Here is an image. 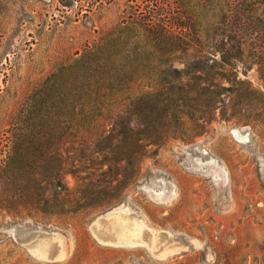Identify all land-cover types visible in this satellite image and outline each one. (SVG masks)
<instances>
[{"label": "rangeland", "instance_id": "374dc122", "mask_svg": "<svg viewBox=\"0 0 264 264\" xmlns=\"http://www.w3.org/2000/svg\"><path fill=\"white\" fill-rule=\"evenodd\" d=\"M190 2L178 9L177 0H165L163 15L151 24L159 18L163 28L179 33L185 29L174 26L173 18L187 22L192 16L203 32L200 40L207 41L211 7L200 10ZM127 4L0 0V264H264V0L251 5L252 17L241 21L254 30L245 36L238 68L250 93L239 98L225 92L227 120L217 116L188 141L170 139L151 148L118 199L49 214L45 173L43 201L37 205L31 198V142L19 146L26 149L20 155L28 167L6 172L10 158L19 157L11 151L18 147L10 138L12 116L38 83L96 42L154 39L144 30L107 35L129 15ZM132 5L133 19L144 16L145 0ZM63 180L74 187L71 175ZM135 219L141 229L131 236Z\"/></svg>", "mask_w": 264, "mask_h": 264}, {"label": "trees", "instance_id": "16d2710c", "mask_svg": "<svg viewBox=\"0 0 264 264\" xmlns=\"http://www.w3.org/2000/svg\"><path fill=\"white\" fill-rule=\"evenodd\" d=\"M190 1L192 8L211 7L207 41L200 40L203 32L192 16H186L187 22L173 18L174 26L185 29L179 33L163 28L159 18L152 25L154 16L163 15L165 0H145L144 16L132 18V24L154 39L87 46L38 83L12 116L10 138L18 147L11 151L19 157L10 158L6 172L24 171L28 165L20 152L26 149L20 147L36 144L31 198L37 205L43 201L45 173L49 214L118 199L139 175L151 148L170 139L188 141L217 116L226 119L225 92L239 98L250 93L249 84L242 87L246 81L238 78V68L245 36L254 30L241 21L252 17L251 5L258 0H177L178 9ZM66 175L74 187L64 182Z\"/></svg>", "mask_w": 264, "mask_h": 264}, {"label": "flooded vegetation", "instance_id": "af4514ba", "mask_svg": "<svg viewBox=\"0 0 264 264\" xmlns=\"http://www.w3.org/2000/svg\"><path fill=\"white\" fill-rule=\"evenodd\" d=\"M127 1V13L129 14L127 18H123L120 24H117L116 26L111 27L108 29L109 33L107 35L109 36H117V35H136L140 30H143V27L140 24H132V12H133V5L132 0H126ZM133 25V27H132ZM134 31V33L132 32Z\"/></svg>", "mask_w": 264, "mask_h": 264}, {"label": "crops", "instance_id": "0c3cea01", "mask_svg": "<svg viewBox=\"0 0 264 264\" xmlns=\"http://www.w3.org/2000/svg\"><path fill=\"white\" fill-rule=\"evenodd\" d=\"M137 228H139V221L136 220L135 226H133V230L131 232L129 231L131 233V236H136V233H137L136 231L138 230ZM137 235H138V233H137Z\"/></svg>", "mask_w": 264, "mask_h": 264}, {"label": "bare ground", "instance_id": "6f19581e", "mask_svg": "<svg viewBox=\"0 0 264 264\" xmlns=\"http://www.w3.org/2000/svg\"><path fill=\"white\" fill-rule=\"evenodd\" d=\"M137 229H138V230H137L136 232L139 233L141 228H137ZM137 233H136V235H137ZM139 235H140V234H139Z\"/></svg>", "mask_w": 264, "mask_h": 264}]
</instances>
